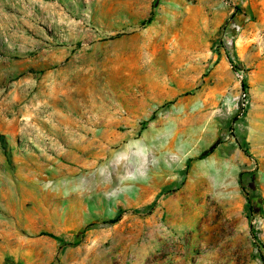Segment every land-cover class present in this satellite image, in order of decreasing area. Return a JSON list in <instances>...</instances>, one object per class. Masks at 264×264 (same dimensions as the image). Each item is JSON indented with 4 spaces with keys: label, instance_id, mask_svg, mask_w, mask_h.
Masks as SVG:
<instances>
[{
    "label": "rangeland",
    "instance_id": "374dc122",
    "mask_svg": "<svg viewBox=\"0 0 264 264\" xmlns=\"http://www.w3.org/2000/svg\"><path fill=\"white\" fill-rule=\"evenodd\" d=\"M262 254L264 0H0V264Z\"/></svg>",
    "mask_w": 264,
    "mask_h": 264
},
{
    "label": "built area",
    "instance_id": "2783aa9c",
    "mask_svg": "<svg viewBox=\"0 0 264 264\" xmlns=\"http://www.w3.org/2000/svg\"><path fill=\"white\" fill-rule=\"evenodd\" d=\"M239 76V80L242 79V75H238ZM238 98L241 100L242 105H245V103L247 102V93L245 90H240Z\"/></svg>",
    "mask_w": 264,
    "mask_h": 264
},
{
    "label": "trees",
    "instance_id": "16d2710c",
    "mask_svg": "<svg viewBox=\"0 0 264 264\" xmlns=\"http://www.w3.org/2000/svg\"><path fill=\"white\" fill-rule=\"evenodd\" d=\"M148 20H149V19H148ZM118 219H119V216H117L116 218L112 219L110 222L114 223V222H116ZM258 244H260V243H258ZM261 246H262V245H261ZM261 260H262V262H263V264H264V255H263V254L261 255Z\"/></svg>",
    "mask_w": 264,
    "mask_h": 264
}]
</instances>
